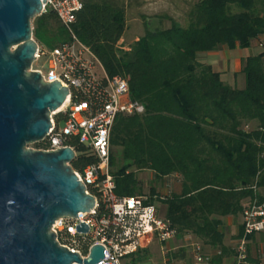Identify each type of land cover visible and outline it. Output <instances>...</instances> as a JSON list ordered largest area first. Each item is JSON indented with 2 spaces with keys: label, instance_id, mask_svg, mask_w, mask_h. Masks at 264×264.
<instances>
[{
  "label": "trees",
  "instance_id": "trees-1",
  "mask_svg": "<svg viewBox=\"0 0 264 264\" xmlns=\"http://www.w3.org/2000/svg\"><path fill=\"white\" fill-rule=\"evenodd\" d=\"M82 3L74 34L110 77L128 79L131 99L144 106L142 114L119 116L112 129L116 194L148 196L150 204L164 206L157 208L176 237L191 235L223 250L222 218L264 201V51L244 60L243 89L225 84L198 54L223 46L246 49L264 36V0H197L186 27L173 22L147 30L127 52L118 48L124 8L111 0ZM33 39L53 49L69 33L48 10L36 17ZM251 123L256 127L245 130ZM78 151L72 166L82 169L92 159ZM140 171H150L156 181L176 175L180 193L161 197L151 187L142 194Z\"/></svg>",
  "mask_w": 264,
  "mask_h": 264
},
{
  "label": "built area",
  "instance_id": "built-area-1",
  "mask_svg": "<svg viewBox=\"0 0 264 264\" xmlns=\"http://www.w3.org/2000/svg\"><path fill=\"white\" fill-rule=\"evenodd\" d=\"M82 0H47L42 13L53 11L68 31L69 40L53 49L38 45L31 70L41 74L44 82L58 80L69 89L64 107L51 115L52 127L39 143L42 151L71 148L78 158L79 149L92 161L82 169L70 166L95 199L94 208L77 217H61L51 230L60 246L77 253L82 260L90 256L96 245L104 247V259L98 264H125V260L147 249L154 241L164 245L176 238V230L164 218L148 196L120 197L111 170V133L121 115L144 113V106L131 99L128 79L110 77L90 48L76 37L73 26L82 10ZM47 66L46 74L38 68ZM59 115L64 119L57 120ZM264 156V153H263ZM163 197V196H161ZM242 235L235 249V264H248L247 241L264 234V201L254 200L244 207ZM88 224V232H78L77 226ZM196 264H205L202 247L194 244ZM165 255L168 251L164 250ZM166 257L165 264H175ZM76 264V263H75Z\"/></svg>",
  "mask_w": 264,
  "mask_h": 264
},
{
  "label": "water",
  "instance_id": "water-1",
  "mask_svg": "<svg viewBox=\"0 0 264 264\" xmlns=\"http://www.w3.org/2000/svg\"><path fill=\"white\" fill-rule=\"evenodd\" d=\"M46 1L0 0V264H98L103 246L82 260L51 230L59 218L95 206L70 166L74 151L27 148L47 136L52 112L69 95L60 81L44 82L31 70L38 48L31 20ZM81 225L76 230L88 232Z\"/></svg>",
  "mask_w": 264,
  "mask_h": 264
},
{
  "label": "crops",
  "instance_id": "crops-1",
  "mask_svg": "<svg viewBox=\"0 0 264 264\" xmlns=\"http://www.w3.org/2000/svg\"><path fill=\"white\" fill-rule=\"evenodd\" d=\"M188 2H196L197 0H187ZM184 5V0L180 2ZM134 40H139L136 37ZM264 41V36L259 37L251 42L250 47L241 49L236 47L229 49L228 47H221L215 51L199 53L198 59L209 65L215 72L220 73L222 81L237 89H243L245 87V78L242 73L244 60L250 56H256L264 51L261 43ZM179 185V186H178ZM176 184V192L181 191V182ZM178 186V187H177ZM228 216L222 218V225L220 231L223 234V250L220 248H213L208 245H204L197 242L191 235H187L183 238L176 237L171 242L177 245L170 246L171 242L164 245L154 241L147 249L132 255L127 258L124 262L138 263L141 261L142 256H148L151 252L159 255V260L165 264L166 257L171 256L176 264H196L193 255V245L199 244L202 247L204 254L205 264H235V249L242 235V218L241 215ZM164 250L168 251L165 255ZM248 251V264H264V234L252 235L247 241Z\"/></svg>",
  "mask_w": 264,
  "mask_h": 264
},
{
  "label": "rangeland",
  "instance_id": "rangeland-1",
  "mask_svg": "<svg viewBox=\"0 0 264 264\" xmlns=\"http://www.w3.org/2000/svg\"><path fill=\"white\" fill-rule=\"evenodd\" d=\"M111 1L114 4L124 8L126 12V30L118 45L119 50L124 52L130 51L137 42V40L134 39L136 37L139 39L142 38L146 34L147 30L153 31L167 29L172 25L173 22H177L183 27H186L189 20V13L195 4L194 1L188 2L187 0H184V5L179 3V0ZM181 1L183 0H180V2ZM35 19L36 17L31 20L32 29L35 25ZM45 49L49 48L45 47ZM34 67L40 68L44 74H46L49 70L47 66L40 67L35 64ZM55 112H52L51 115H53ZM255 127L256 123H251L248 126H245L244 129L250 131ZM27 148L38 150L36 144H29L27 145ZM137 178L142 187V194H148L150 192V188L152 187L155 188L156 192L160 196H165L176 192L175 185H178L180 182L179 177H176V175L167 179H162L161 181H156L150 171H140L137 175ZM157 207H159V209L161 207L162 209L164 208V206H161V204H157ZM239 217L240 216L238 215L237 218ZM177 243L175 244L174 242H171L170 246H172V244L175 246ZM159 258L160 257L158 254L151 252V254L146 257L141 255V261L138 263H129L127 261L126 264H163L162 260H159ZM173 261L175 262L176 260Z\"/></svg>",
  "mask_w": 264,
  "mask_h": 264
},
{
  "label": "bare ground",
  "instance_id": "bare-ground-1",
  "mask_svg": "<svg viewBox=\"0 0 264 264\" xmlns=\"http://www.w3.org/2000/svg\"><path fill=\"white\" fill-rule=\"evenodd\" d=\"M63 107H64V106H62L61 109H62ZM61 109H59V110H61ZM56 112H57V111H56Z\"/></svg>",
  "mask_w": 264,
  "mask_h": 264
}]
</instances>
